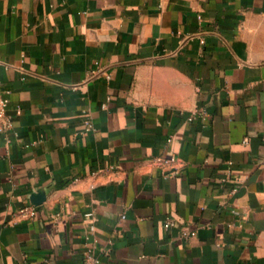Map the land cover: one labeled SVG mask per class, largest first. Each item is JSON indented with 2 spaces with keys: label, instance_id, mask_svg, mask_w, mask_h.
Segmentation results:
<instances>
[{
  "label": "crops",
  "instance_id": "1",
  "mask_svg": "<svg viewBox=\"0 0 264 264\" xmlns=\"http://www.w3.org/2000/svg\"><path fill=\"white\" fill-rule=\"evenodd\" d=\"M2 98L0 264H264V0H0Z\"/></svg>",
  "mask_w": 264,
  "mask_h": 264
},
{
  "label": "built area",
  "instance_id": "2",
  "mask_svg": "<svg viewBox=\"0 0 264 264\" xmlns=\"http://www.w3.org/2000/svg\"><path fill=\"white\" fill-rule=\"evenodd\" d=\"M7 105H8V99L2 98L0 100V106L2 107V109H4ZM9 125L10 124L8 123L7 126H9ZM176 161H177V158L175 156H172L170 158L164 157V156H156V157H153L151 159V162L154 165H160V166H166L169 164H173ZM174 173H176V171ZM97 174H98L97 171L92 173L93 176H95ZM34 213H35L34 207L29 206V207H24L22 209H19L16 213V216H19V217H26L27 216L28 217V216H33ZM172 224H173V222L171 220H168L166 222V226H170ZM191 234H194V233H191ZM87 262H88V264H101L100 259L94 255H88Z\"/></svg>",
  "mask_w": 264,
  "mask_h": 264
},
{
  "label": "water",
  "instance_id": "3",
  "mask_svg": "<svg viewBox=\"0 0 264 264\" xmlns=\"http://www.w3.org/2000/svg\"><path fill=\"white\" fill-rule=\"evenodd\" d=\"M40 202H41L40 199H35V200H34V203H35V204H38V203H40Z\"/></svg>",
  "mask_w": 264,
  "mask_h": 264
}]
</instances>
